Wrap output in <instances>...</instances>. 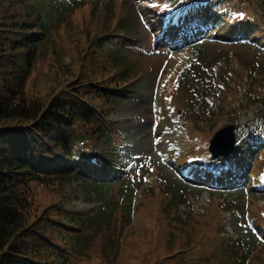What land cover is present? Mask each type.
Segmentation results:
<instances>
[{"label":"rangeland","instance_id":"1","mask_svg":"<svg viewBox=\"0 0 264 264\" xmlns=\"http://www.w3.org/2000/svg\"><path fill=\"white\" fill-rule=\"evenodd\" d=\"M149 2L152 4L153 0H95L80 4L56 17L51 25L50 38L43 45V52L29 77V93L47 101L62 87L76 85L85 76L94 80L106 79L113 74L119 77L123 75L124 67L127 71L131 69L135 76L142 72V76L136 81L135 93L125 99L111 115L115 121L111 129L112 138L105 142L102 140L101 145L92 139L93 142L88 139L85 143H78L75 149L77 155L81 157L88 154L93 158L94 151L98 149L114 148L115 145L121 149L123 143H126L129 151L121 155L120 160L125 173L132 176L140 170L147 172L146 179L139 185V189L162 175L164 178H156L154 181L164 190L172 183L170 193L173 190L176 192L177 189L178 194H183L178 197V201L183 197L187 200L175 210L177 213L191 214L194 217L193 229L196 234H193V239L202 238L198 252L209 253L221 248L217 240V236L221 233L230 239H243L247 242L244 248L248 247L252 253L246 264H264V245H261L264 243V227L258 226V222L264 223V212H261L264 210V151L250 157L247 150L245 152V145L239 141L229 156L221 161L209 162L208 168L214 172L216 178L226 170L228 173L233 170L239 176H241L239 169L245 171L246 176L241 181L229 185H220L219 180L213 184L203 182L202 174H199V178H196L194 183L191 181L194 180L191 176L185 175L189 180L185 179L177 166L171 163L169 155L176 153V150L171 151L173 143L184 142V153H188L190 146L186 147L188 140L184 135H189L191 143L197 144L198 141L194 140H199L197 135L190 134L177 121L164 118V115L160 117L159 114L160 107L173 113L181 110L183 105L189 104L190 95L184 92L183 84L180 85L179 91L174 90L172 86L167 88L165 77L171 71L179 69L182 61L191 56L193 49L184 43L180 47L164 45L169 43L167 39L174 35V31L169 33V30L176 27V24L168 27L169 23L175 21L176 15L185 10L183 0H177L176 4L167 11H162L157 2L155 6L149 5ZM243 5L238 4V8H243ZM3 6V14L5 12L11 14L14 11L17 14L18 7L22 12L24 11L16 0H0V18L3 17ZM225 9V13H230L228 6H225ZM163 17L167 20L166 29H163ZM120 25L125 26L130 36L136 40L135 44H140L143 48H131L132 40L123 38L121 48L104 49L98 40L108 33H116ZM161 29L164 34L158 36ZM199 32L200 29H196L190 33L199 35ZM177 33L181 34V31ZM197 52L194 61L197 57L202 63L194 65L193 61L192 68L195 67V71L211 67L216 60H227L226 56H230L232 52L241 59H253L257 56L256 50L248 45H231L224 41L216 42L214 39H207L199 46ZM168 90L170 97L165 94H168ZM159 97L162 98L161 103L158 102ZM250 119H254L253 113L243 116L240 120L241 127L238 130L240 140L242 137L245 141L251 139L254 142L257 139L264 141V134L257 136L249 133L246 124ZM222 124L218 123L215 130L221 128ZM207 140V136L203 137L204 145L200 153L207 148ZM205 153V157H208V152ZM197 167L199 166L195 165L194 168H190L188 165L183 169L194 171ZM230 179L232 178H227ZM180 182L189 185L190 188ZM128 188L127 184L119 185V181L110 186L113 193L118 192L119 189L127 191ZM136 189L132 197L131 218L123 225L127 226L122 231L120 249L113 251L111 249L112 252L108 254L106 253L108 247H112L109 246L106 235L102 238L105 248H99L98 241L94 242L89 237L92 230H103L111 228L114 223L120 224L119 216L115 215L120 209H116L110 219L103 220L100 224L91 223L89 229L82 231L79 229L76 236L75 234L70 236L66 230L58 233L51 222V219L65 221L58 212L60 207L84 211L92 215L103 205L104 201L100 199L105 194L99 193L100 198H91L97 188H92L76 178L66 185L32 183L30 190L35 197V205L40 212L45 209L37 221H43L52 231V235H56L53 246L61 253V257H49L50 264H174V260L164 261V258L188 245L184 244L177 234H173V207L170 214L161 212L158 202L161 203L164 197L153 185L151 191L143 190L139 193V189L137 191ZM221 190L235 191L232 196L238 197L240 211L234 214L231 209L222 208L220 204H226L231 197L229 194L223 195ZM253 190H258L259 194ZM35 205L31 204L32 207ZM188 226L187 222V228L190 230ZM81 234L82 236L78 237ZM250 240L255 243H251ZM191 242H193L192 238ZM175 255L173 254L172 257ZM230 260L226 253L225 257L215 260L212 264H229Z\"/></svg>","mask_w":264,"mask_h":264},{"label":"trees","instance_id":"2","mask_svg":"<svg viewBox=\"0 0 264 264\" xmlns=\"http://www.w3.org/2000/svg\"><path fill=\"white\" fill-rule=\"evenodd\" d=\"M70 1L16 0V3L24 8L22 12L18 7L17 14L15 11L3 14L4 6L2 7L0 264H50L49 257H61V253L53 246L56 235H52V231L43 221H37L45 209L40 212L35 205L36 200L30 186L32 183L66 185L80 173H86L85 165L95 168L89 160L73 159L77 142L92 139L100 144L104 138L108 139L107 124L111 122L110 114L116 111L118 105L134 90L133 84L142 75V72H139L135 76L131 69L127 71L124 67L123 75L119 77L113 74L106 79L94 80L85 76L76 85L62 87L47 101L29 93L28 80L43 52L42 47L46 43L50 27L60 12L72 5L69 4ZM238 4H244L243 8H238ZM220 5L222 9L225 6L230 7L231 14L226 16L222 13L218 16L209 12L208 17L213 18L216 26L213 35L230 42L231 45H248L256 50L257 56L253 59H241L232 52L230 56H226L227 60H216L211 67L200 71L192 68L193 60L188 67H184L174 76L172 88L179 91L180 85L183 84L184 92L190 95L189 104L183 105L184 107L174 114L164 112L163 115L164 118H171L189 127L191 132L198 136V143L192 146L191 151L203 143V137L213 134L219 122L239 125L240 118L250 111H254L258 119V123L250 125L252 132H258L264 127V0H222ZM240 13L243 15H239ZM209 21L196 16L192 22L205 26ZM117 30L126 32L127 28L120 25ZM202 33L205 36L207 32L203 30ZM98 42L101 43V38ZM200 63L202 62L196 57L194 65ZM256 150L264 151V143L259 144ZM247 153L251 157L255 155L253 151ZM58 155L61 157L59 160L55 158ZM63 155H67V158H62ZM102 156L99 168L103 173L114 177L111 172H118L115 168L118 165L116 157L111 152H102ZM180 158L182 156L177 151L174 160ZM152 185L159 189L164 197L161 203L158 202L161 212L170 214L173 207V234H177L179 239L188 245L173 253L175 256L168 255L164 261L172 259L174 264H212L228 253L231 259L229 264H244V260L252 253L248 247L244 248L247 242L243 239H230L221 233L217 236L221 248L209 253L198 252L202 238L193 239V234H196L193 229L194 217L191 214L177 213L175 210L180 203L187 201L185 197L178 201V197L183 194H178L177 189L176 192L173 190L170 193L172 183L165 190L156 182L143 190L151 191ZM107 201L110 208L116 207L115 199L107 198ZM220 205L224 210L231 209L233 212L241 209L236 200L229 198L226 204ZM132 206L130 199L126 205H121L124 212L118 221L122 225L114 223L111 228H106L105 235L108 237L109 246L112 247H108L106 253L120 249L122 231L127 226L123 225L131 218ZM58 212L65 221L51 219L53 227L58 233L66 230L70 236H76L79 229L83 230L90 223V219L100 223L101 220L111 217L109 210L103 209L91 217L62 207ZM258 226L264 227V223L258 222ZM96 235L92 230L89 239L98 241L99 248H105V244Z\"/></svg>","mask_w":264,"mask_h":264},{"label":"water","instance_id":"3","mask_svg":"<svg viewBox=\"0 0 264 264\" xmlns=\"http://www.w3.org/2000/svg\"><path fill=\"white\" fill-rule=\"evenodd\" d=\"M235 126L233 124L227 125L219 129L211 139L210 148L215 155L229 152L234 147L235 143Z\"/></svg>","mask_w":264,"mask_h":264},{"label":"snow or ice","instance_id":"4","mask_svg":"<svg viewBox=\"0 0 264 264\" xmlns=\"http://www.w3.org/2000/svg\"><path fill=\"white\" fill-rule=\"evenodd\" d=\"M239 15H243L242 13H240Z\"/></svg>","mask_w":264,"mask_h":264}]
</instances>
